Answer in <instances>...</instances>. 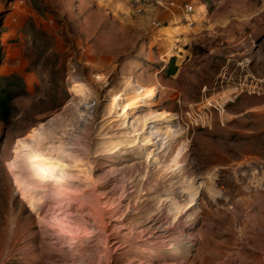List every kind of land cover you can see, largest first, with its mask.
Masks as SVG:
<instances>
[{"label": "rangeland", "instance_id": "374dc122", "mask_svg": "<svg viewBox=\"0 0 264 264\" xmlns=\"http://www.w3.org/2000/svg\"><path fill=\"white\" fill-rule=\"evenodd\" d=\"M16 1L0 0V74L27 93L0 120V264H264V0H177L190 15ZM148 86L155 96L121 114ZM34 129L87 162L110 242L85 238L76 210L73 242L53 241L57 224L7 165Z\"/></svg>", "mask_w": 264, "mask_h": 264}, {"label": "bare ground", "instance_id": "6f19581e", "mask_svg": "<svg viewBox=\"0 0 264 264\" xmlns=\"http://www.w3.org/2000/svg\"><path fill=\"white\" fill-rule=\"evenodd\" d=\"M74 90L76 92V89ZM155 94L156 89L153 86L140 87L129 101L122 103L119 107L121 114L142 106L148 98H153ZM115 98L123 100L121 95ZM209 102L217 103V100L209 99ZM159 115L162 120L166 121L170 117L168 113ZM42 139L39 129H34L26 140H22L15 147L13 151L15 157L7 165L17 180L18 187L25 191V197L32 201L34 207H43L47 212L48 221L57 224L56 227L50 229L53 241L62 244L65 239L69 238L73 242L75 238L69 233L68 222L76 210L89 221V228L84 233L85 238H92V240L93 238H104L110 242L111 238L107 234L106 226L112 217L97 207L87 162L80 157L73 158V154L67 152L61 140H51L47 146L41 147ZM198 193L199 189L192 195V201ZM98 221L104 222L105 225L102 228L99 225L98 228L96 226Z\"/></svg>", "mask_w": 264, "mask_h": 264}, {"label": "trees", "instance_id": "16d2710c", "mask_svg": "<svg viewBox=\"0 0 264 264\" xmlns=\"http://www.w3.org/2000/svg\"><path fill=\"white\" fill-rule=\"evenodd\" d=\"M170 73L174 74V69ZM26 93L22 75L15 72L0 74V120L4 125L11 124L17 111L15 101Z\"/></svg>", "mask_w": 264, "mask_h": 264}, {"label": "built area", "instance_id": "2783aa9c", "mask_svg": "<svg viewBox=\"0 0 264 264\" xmlns=\"http://www.w3.org/2000/svg\"><path fill=\"white\" fill-rule=\"evenodd\" d=\"M129 1L136 6H142V5L155 6L169 11H172L177 7H181L186 15H190L194 13L196 10L194 4L187 2L180 5L177 0H129ZM23 3L24 0L16 1V6L22 5Z\"/></svg>", "mask_w": 264, "mask_h": 264}]
</instances>
